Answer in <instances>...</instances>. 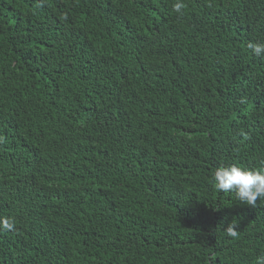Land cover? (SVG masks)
<instances>
[{"label":"trees","instance_id":"16d2710c","mask_svg":"<svg viewBox=\"0 0 264 264\" xmlns=\"http://www.w3.org/2000/svg\"><path fill=\"white\" fill-rule=\"evenodd\" d=\"M175 2L0 0V264L264 255V0Z\"/></svg>","mask_w":264,"mask_h":264},{"label":"clouds","instance_id":"9594fccd","mask_svg":"<svg viewBox=\"0 0 264 264\" xmlns=\"http://www.w3.org/2000/svg\"><path fill=\"white\" fill-rule=\"evenodd\" d=\"M186 5L184 0H176L172 5L174 12L183 15ZM248 47L255 55L264 54V45L250 43ZM214 186L217 191L234 192L241 204L256 207L257 199H264V168L247 169L239 165L220 166L214 173ZM10 221L2 225L4 229L12 228ZM227 235L238 238L237 224L229 223ZM256 264H264V255L256 257Z\"/></svg>","mask_w":264,"mask_h":264}]
</instances>
